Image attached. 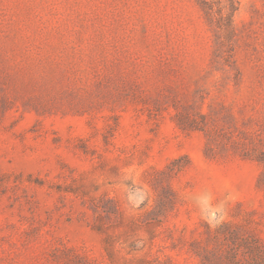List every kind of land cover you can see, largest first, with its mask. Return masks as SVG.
<instances>
[{
  "label": "rangeland",
  "instance_id": "rangeland-1",
  "mask_svg": "<svg viewBox=\"0 0 264 264\" xmlns=\"http://www.w3.org/2000/svg\"><path fill=\"white\" fill-rule=\"evenodd\" d=\"M253 145L264 0H0V264H199L225 222L264 245Z\"/></svg>",
  "mask_w": 264,
  "mask_h": 264
},
{
  "label": "trees",
  "instance_id": "trees-1",
  "mask_svg": "<svg viewBox=\"0 0 264 264\" xmlns=\"http://www.w3.org/2000/svg\"><path fill=\"white\" fill-rule=\"evenodd\" d=\"M204 4L203 6H206ZM204 11L208 13L206 7ZM181 126L182 130L187 128ZM234 143L242 147L247 146L243 140H236ZM248 150L250 152H245L247 153L245 158L256 160L264 165V152L262 150H257L256 145ZM249 153L252 155H248ZM165 197L167 208H169L174 204V197L172 194ZM161 209L163 210L162 206ZM240 229L244 230V233L247 232L240 235ZM203 234L205 235L202 240L193 243L196 248L193 253L199 258V264H264V245L259 234L253 229L247 230L234 223L225 222L214 229L206 224ZM153 238L150 237V239ZM109 239L107 238L105 243H109ZM222 245L226 249L221 251L220 246ZM108 252L113 253L112 251Z\"/></svg>",
  "mask_w": 264,
  "mask_h": 264
}]
</instances>
